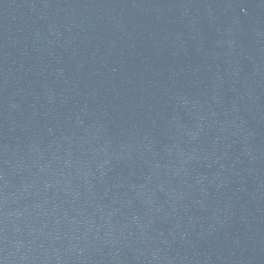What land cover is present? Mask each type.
<instances>
[{"label":"water","instance_id":"1","mask_svg":"<svg viewBox=\"0 0 264 264\" xmlns=\"http://www.w3.org/2000/svg\"><path fill=\"white\" fill-rule=\"evenodd\" d=\"M0 264H264V0H0Z\"/></svg>","mask_w":264,"mask_h":264}]
</instances>
